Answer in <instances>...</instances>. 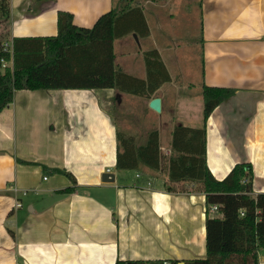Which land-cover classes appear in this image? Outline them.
<instances>
[{
  "label": "crops",
  "instance_id": "obj_1",
  "mask_svg": "<svg viewBox=\"0 0 264 264\" xmlns=\"http://www.w3.org/2000/svg\"><path fill=\"white\" fill-rule=\"evenodd\" d=\"M139 7L149 33L114 41L116 71L147 80L146 54L157 52L170 82L149 96L115 89L19 90L0 113V264L206 257L205 195L193 192L195 185L187 186L188 193L167 192L162 163L161 172L142 165L131 170L134 177L116 169L124 124L117 122V106L131 98L140 99L147 114L171 115L165 122L171 133L178 125H206L214 177L223 180L236 164H250L254 194L264 193V0H10L9 18L0 17V42L12 51L16 37L57 35L60 11L72 13L78 27L92 28L106 13ZM195 22L201 26L202 93L204 85L236 90L197 128L180 123L178 115L201 107L194 98L197 85L187 75ZM177 36H184V47ZM9 63L13 68V58ZM172 67L186 82L176 104L169 90ZM157 98L160 113L150 108ZM160 145L163 158L171 155V145L163 149L161 139ZM107 173L112 180L105 181ZM140 175L157 178L156 189L138 186ZM69 187L74 192H63Z\"/></svg>",
  "mask_w": 264,
  "mask_h": 264
},
{
  "label": "trees",
  "instance_id": "obj_2",
  "mask_svg": "<svg viewBox=\"0 0 264 264\" xmlns=\"http://www.w3.org/2000/svg\"><path fill=\"white\" fill-rule=\"evenodd\" d=\"M10 0H0V17L9 18ZM68 11L58 13V34L48 37L14 38L12 53L0 42V113L14 100L19 90L45 89H115L136 96L153 94L160 85L171 81L159 53L148 52L147 80L136 79L115 67L114 41L131 32L148 35L141 8L123 14L116 10L100 17L92 28L74 24ZM13 68L2 70V60ZM235 89L204 85L205 124L215 109L232 98ZM146 94V96H149ZM171 155L166 162L169 174L163 189L169 193L193 192L205 195L206 257L182 261L184 264H258L264 251V193L254 194V169L250 164H236L223 180L214 177L207 163V128L192 129L178 125L172 132ZM146 144L118 134L116 169L138 171L146 167L161 172L163 164L160 134L149 133ZM53 172H59L54 170ZM75 184L74 177L66 174ZM138 186L156 189L158 179L141 176ZM69 187L63 192H74ZM221 215L212 217L213 208ZM178 260H126L116 264H182Z\"/></svg>",
  "mask_w": 264,
  "mask_h": 264
},
{
  "label": "rangeland",
  "instance_id": "obj_3",
  "mask_svg": "<svg viewBox=\"0 0 264 264\" xmlns=\"http://www.w3.org/2000/svg\"><path fill=\"white\" fill-rule=\"evenodd\" d=\"M195 19H197L195 17ZM191 30L193 32V35L190 37L189 41L192 43V50H190L189 59L190 63L189 66V72H187L189 82L197 85L196 92L194 93V98L198 96L200 98L201 107L200 109H196V106H194V109L192 112L189 113V115L184 114L183 112H179L178 115H180L181 119L179 118V122L183 124H191V126L202 127L203 120H204V114H203V96H202V85H203V77H202V59H201V47H200V37H201V26L200 24L196 23L191 26ZM184 36L180 37L177 36L174 38V40L178 41L177 43L184 47L183 42ZM5 41V40H3ZM189 53V52H188ZM120 65V62H119ZM12 68V67H10ZM6 69V68H5ZM3 67V71L5 70ZM117 72H122L120 68H117ZM180 72H178L177 68L172 67L171 68V75L175 78L174 87L170 88V85H168L169 90H171V100L173 104L178 103L179 99L182 96V89H184V85L186 84L185 80H183L180 77ZM185 90V89H184ZM118 92H121L119 89ZM183 97V96H182ZM196 97V98H198ZM146 98V97H145ZM195 98V100H196ZM134 100V101H129ZM198 100V99H197ZM126 104L121 105V103H118L117 106V122H122V128H121V135L125 138H131L134 139L135 144L138 146L142 143H147L148 141V133L156 130L161 131V144L163 149L168 147V145H171L172 142V133L170 130L169 124H166L165 122L171 121V115L164 114H155L153 112H150L147 110L149 114L145 112V110L142 108L141 100L138 98H131L128 99ZM178 105V104H177ZM180 108L182 104H179ZM195 105V104H194ZM197 105V104H196ZM189 107H193V105H190ZM151 113V114H150ZM162 116V118H161ZM178 121V120H177ZM131 122V123H130ZM171 124V123H170ZM173 126V122H172ZM190 126V125H187ZM168 155H164L163 158V171H166V162H167ZM127 172H124L126 174L131 175L134 177L135 173L131 170H124ZM131 171V172H130ZM214 212V211H213ZM212 212L213 217H217L218 213Z\"/></svg>",
  "mask_w": 264,
  "mask_h": 264
},
{
  "label": "water",
  "instance_id": "obj_4",
  "mask_svg": "<svg viewBox=\"0 0 264 264\" xmlns=\"http://www.w3.org/2000/svg\"><path fill=\"white\" fill-rule=\"evenodd\" d=\"M150 108L152 110H154L155 112L160 113L161 108H162V100L160 98L159 99L158 98L157 99H153L150 102ZM106 180H112V175L110 173L106 174L105 181ZM182 264H184V263L182 262Z\"/></svg>",
  "mask_w": 264,
  "mask_h": 264
},
{
  "label": "built area",
  "instance_id": "obj_5",
  "mask_svg": "<svg viewBox=\"0 0 264 264\" xmlns=\"http://www.w3.org/2000/svg\"><path fill=\"white\" fill-rule=\"evenodd\" d=\"M4 48H5V50L7 51V52H10V53H12V51H11V46L10 45H8V44H4ZM4 67V69L5 68H9V67H12L11 65H10V63L9 62H7V61H5V60H2V68ZM45 179H47V178H45ZM17 206L18 207H21V204H17ZM217 208H218V206H215L214 208H213V211H217ZM258 264H264V255L259 259V263Z\"/></svg>",
  "mask_w": 264,
  "mask_h": 264
}]
</instances>
